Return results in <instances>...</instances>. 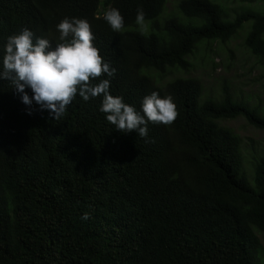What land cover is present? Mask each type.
Segmentation results:
<instances>
[{"label": "trees", "instance_id": "1", "mask_svg": "<svg viewBox=\"0 0 264 264\" xmlns=\"http://www.w3.org/2000/svg\"><path fill=\"white\" fill-rule=\"evenodd\" d=\"M168 3L0 0V49L23 28L55 46L62 18H84L115 69L89 83L109 79V93L136 110L153 91L170 95L176 112L140 138L106 121L100 97L76 95L53 120L0 79V264H262L264 156L254 158L251 186L241 139L222 123L244 118L264 130L263 110L235 100L226 83L202 99V82L187 73L199 47L206 61L245 24L244 45L264 64V13L230 19L214 0H175L166 12ZM109 7L123 17L119 32L103 19Z\"/></svg>", "mask_w": 264, "mask_h": 264}, {"label": "clouds", "instance_id": "2", "mask_svg": "<svg viewBox=\"0 0 264 264\" xmlns=\"http://www.w3.org/2000/svg\"><path fill=\"white\" fill-rule=\"evenodd\" d=\"M103 19L116 32L124 24L122 15L114 7L105 10ZM135 23L143 28L142 9H137ZM55 30L59 34L55 46L48 38L34 37L31 30L23 28L8 36L0 49V79L11 82L27 108L35 104L47 110L54 120L63 115L76 95L85 102L100 97L99 111L105 114L106 121L123 133L135 131L140 138L147 137L148 122L173 121L176 112L170 95L161 96L153 91L141 99L140 109L136 110L121 96L109 93V79L89 83L102 73L112 77L115 69L98 54L86 19L64 17L55 25ZM83 218H87L86 213Z\"/></svg>", "mask_w": 264, "mask_h": 264}, {"label": "rangeland", "instance_id": "3", "mask_svg": "<svg viewBox=\"0 0 264 264\" xmlns=\"http://www.w3.org/2000/svg\"><path fill=\"white\" fill-rule=\"evenodd\" d=\"M214 1L225 7L230 19H234L237 14L243 11L264 13V1L261 0ZM173 6H175V0H169L166 12L170 11ZM249 27V24H245L237 35L225 44L214 43L206 61L201 59L203 45L205 46L206 43L201 48L199 47L189 58L195 66L187 75L198 78L202 82L204 87L202 99L219 96L222 84L226 83L235 100H245L251 105L261 107L263 111L260 113L264 116V64L244 45ZM212 63H216V65ZM174 76H179V74H169L167 79L170 80ZM222 124L231 128L241 139L242 167L247 178L251 179L249 184L252 186L254 158L258 161L264 156V130L252 127L244 118L224 121ZM255 231L259 237L261 259L264 264V233Z\"/></svg>", "mask_w": 264, "mask_h": 264}]
</instances>
